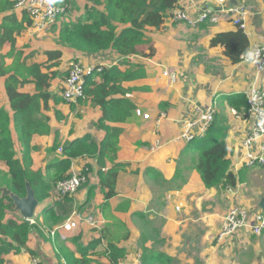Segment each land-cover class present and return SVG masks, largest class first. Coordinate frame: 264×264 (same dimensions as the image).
<instances>
[{"label": "crops", "instance_id": "0c3cea01", "mask_svg": "<svg viewBox=\"0 0 264 264\" xmlns=\"http://www.w3.org/2000/svg\"><path fill=\"white\" fill-rule=\"evenodd\" d=\"M64 1L71 11L68 16L59 15L51 25L50 28L55 29L53 40L33 41L46 29L36 32L26 21L25 16L29 15L13 6L14 0H0V33L11 27V21L19 25L18 30L11 33L13 42L6 39L0 43V71H4L0 73V112L6 115L4 122L9 128L14 158L21 166H27L33 172L41 171L43 175L48 164L65 157L58 151L59 147L84 135L100 146L112 128L119 129L112 160L108 154L100 156L95 152L72 159L68 170V173L82 171L87 179L65 199L64 220L78 212L92 215L99 226L83 221L74 230L65 232V238L58 232L50 236L44 228L50 229L64 221H47L44 217L45 209L50 206L60 213L53 184L49 195L38 203L36 224L31 225L25 248L1 254L2 264H31V258L38 259L39 264H70L74 259H80L81 249L93 241L97 243L87 250L91 264H109L107 245L111 243L121 249L118 264H264V234L255 235L243 228L221 242L216 238L224 214L237 205L232 202L238 199L246 204L251 202L240 197L241 190L243 197L251 185L258 192L262 190L259 197L256 193L254 197L260 209L257 212H264L259 207L264 184H253L254 179L262 180V176L259 179L255 176L264 174V166L249 167L243 163L242 140L249 131L250 122L244 119L243 112H238L229 103V98L238 93L246 98L251 86L264 87V72L256 74L253 66L242 57L233 64L224 55L222 46L210 45L216 34L238 28L224 19L192 26L187 21L173 22L167 16L159 29L147 27L144 42L122 59L112 48L88 53L62 43L59 34L65 24L82 18L91 6L87 0H52L56 5ZM208 2L195 0L190 6V15L197 14L209 5ZM177 4L184 7L187 0H178ZM239 4L248 8L243 32L249 48L264 45V0H225V5ZM98 8L102 9V6ZM72 62L90 69L86 74L90 82L87 87L84 82V98L65 101L61 90ZM33 65H38L41 72L49 75L46 106L43 107L41 100L38 115L46 122L47 132L31 137L32 148L26 161L6 81L12 75L19 81L27 78L29 81L18 84L17 91L35 94L36 85L27 73ZM112 67L121 73L134 74L121 81L124 92L109 97L125 98L132 107L122 122L104 120L100 123L104 113L93 101L90 91L103 84L101 71ZM163 69L174 71L176 80L170 82L163 76ZM213 102L214 117L227 132L229 170L237 177L236 186L229 194L226 186H204L194 168L195 148L178 139L181 122H196ZM137 108L149 117L144 119L136 115ZM160 113L165 117L157 122ZM2 123L0 116V127ZM193 131L196 134L191 144L196 145L202 137L199 136V125L194 126ZM55 144L57 148H53ZM253 149L257 151L255 146ZM110 169H115L117 174L114 194L106 197L108 188L102 184L101 177ZM0 171L5 177L9 175L5 161L0 160ZM13 213L15 217L20 216L17 210ZM250 234L255 237L250 239ZM147 254L158 255L157 260L147 258Z\"/></svg>", "mask_w": 264, "mask_h": 264}, {"label": "trees", "instance_id": "16d2710c", "mask_svg": "<svg viewBox=\"0 0 264 264\" xmlns=\"http://www.w3.org/2000/svg\"><path fill=\"white\" fill-rule=\"evenodd\" d=\"M91 6L85 10L83 17L74 21L67 22L60 31L59 40L66 46L88 53H98L109 48L114 49L120 58L125 59L135 51L138 44L144 42L145 30L147 27L159 29L164 19L168 16L171 9L178 6V0H87ZM102 6V9L98 7ZM28 24L31 19L25 16ZM5 32L0 33V43L8 39L13 42L11 33L14 29L18 30L15 22H10ZM122 27L118 30L119 26ZM211 46H222L224 55L229 58L231 63L235 64L241 60L242 55L249 48V41L242 29L235 31L220 32L210 40ZM57 52H55L56 54ZM1 69L0 73H3ZM32 81L36 85L35 94H23L17 91L19 83L29 81L23 78L19 81L15 75L10 76L6 81V91L10 100L11 108L14 112L15 127L19 135V142L22 144L24 152L27 155L32 148L30 139L34 134H43L47 132L45 121L38 118L43 101V107L46 106V98L49 86V75L40 71L38 65H33L27 70ZM17 74V73H16ZM132 73H121L116 67L103 69L101 76L103 84L97 85L90 93L93 95V101L98 104L103 111L102 123L104 120L110 122H122L128 115L132 104L125 98H109L117 92H124L120 83L127 78H132ZM138 75H142L138 73ZM84 82L87 87L90 82L88 76H84ZM111 83V84H110ZM230 105L238 112L245 113L248 104L242 93L235 94L229 98ZM3 123L0 127V160L5 161L9 168V175L5 177L0 171V187L10 189L15 195L23 197L26 195V183L28 182L34 191L38 201L43 200L49 195V189L59 179L67 177L70 173L71 160L84 156L94 155L99 152L100 156L108 154L110 160L116 150V135L119 129L111 130L98 146L88 135L73 140L62 148L65 157L48 164L45 175L41 171H30L27 166H21L18 159L14 158L13 144L10 141L8 125L4 122L6 115L0 112ZM227 132L223 124L215 117L204 135L198 139V143L193 145L189 142V147L196 150L194 159V168L200 174L201 180L206 188L211 187H232L237 183V177L229 170L230 161L227 159V146L225 142ZM53 148H57L55 144ZM28 161V155L26 156ZM117 171L108 170L101 177V182L108 189L105 192L106 197L114 194V183ZM56 200L60 213H56L51 206L44 211L45 219H52L53 222H59L65 219V199ZM67 209V208H66ZM15 208L12 200L7 196H1L0 193V255L7 254L11 250L15 252L25 248L28 233L31 225L21 216L15 217ZM67 213V211H66ZM8 215V216H7ZM35 219V216H34ZM65 221V220H64ZM104 235V234H103ZM97 241H93L85 249H81V258L74 259L70 264H91L87 257V250L92 248ZM109 264H118L122 257L121 249L112 243L107 245ZM157 260L158 255L146 256ZM145 263L148 261H144ZM3 259L0 257V264Z\"/></svg>", "mask_w": 264, "mask_h": 264}, {"label": "built area", "instance_id": "2783aa9c", "mask_svg": "<svg viewBox=\"0 0 264 264\" xmlns=\"http://www.w3.org/2000/svg\"><path fill=\"white\" fill-rule=\"evenodd\" d=\"M207 6L199 11L194 16L190 15V6L195 3V0H187V5L184 7L176 6L168 13V17L173 22L187 21L190 25L195 26L199 23H217L221 19L231 22L234 26L244 30L246 27V16L248 8L244 4L225 5V0H208ZM13 6L29 15L31 19L30 27L36 32L44 31L50 27L59 15L64 14L67 10V5L59 6L52 0H14ZM242 58L249 62L256 74L264 72V45H253L247 52L242 55ZM90 72L86 70L79 62H72L68 74L63 82L61 96L65 101H74L78 98H84V76ZM163 76L168 77L170 82L176 80V73L170 69H163ZM248 107L244 113V119L250 122L249 131L242 140L243 163L246 166L260 165L264 166V87L251 86L246 92ZM215 103L213 102L202 111L198 120L181 122V129L178 139L190 142L195 138L193 127L199 125V136H203L207 128L214 119ZM135 114L142 116L144 119L149 117L148 114L142 113L140 109H135ZM165 114L160 113L156 121L159 122L164 118ZM160 142L157 143V146ZM254 146L257 148L255 151ZM58 151H62L59 147ZM87 176L82 171H71L70 174L54 183L55 200H60L64 197L72 196L85 182ZM231 191L232 187H227ZM30 225L36 224L33 218L27 220ZM86 221L94 227L99 226V222L92 215H83L73 212L65 221L56 226L47 229L44 228L50 236L55 233H60L62 238H65V232L74 230L80 222ZM243 228L255 234L260 235L264 229V215L261 213H251L247 208L241 206H233L221 224L220 230L217 233V241L221 242L233 233L240 231ZM31 264H39L38 259L31 258Z\"/></svg>", "mask_w": 264, "mask_h": 264}, {"label": "rangeland", "instance_id": "374dc122", "mask_svg": "<svg viewBox=\"0 0 264 264\" xmlns=\"http://www.w3.org/2000/svg\"><path fill=\"white\" fill-rule=\"evenodd\" d=\"M57 5H58V4H57ZM63 5H65V1L62 2V3H60L59 6H63ZM66 5H67V10H66V12L64 13V15H65V16H68V15H69V12L71 11V9H70V5H69V4H66ZM71 7H72V6H71ZM61 17H62V16H61ZM61 17H60V18H61ZM60 18H59V19H60ZM50 27H51V26H50ZM50 27H48V28L45 30V32L42 33L41 35L35 36L33 41H37V40H39V39H41V40H53L54 35H55V29H52V28H50ZM261 176H262V180L257 181V180L254 179L253 184H254V183H255V184H256V183H259V185L264 184V174H263V175H259V176H257V177L255 176V178H256V179H259V178H261ZM226 191H228V194H229V191H231V190H230L229 188H227ZM261 192H262V190H261ZM261 192H258V190H255V189H254V186L251 185V186L248 188V190H246V197H243L242 190L240 191V197L242 196V198H243V199H246V200H247V199H250L251 202H249L248 204H246V203H245L246 201H244V202H239V199H238L237 201L232 202V205L237 204L236 206L240 205L241 207H245V208H247L248 211L251 212V213H258L257 211H259L260 209H258V207H257V205H256V197H254V193H256L257 196L259 197L260 194H261ZM263 193H264V189H263ZM230 195H231V193H230ZM240 197H239V198H240ZM232 207H233V206H232ZM232 207H230V208L227 210V212L224 214V216H223V218H222V221H221V224H222V222H223V219L225 218V216L227 215V213L229 212V210H230ZM259 213H261V214L264 215V212H263V211H261V212H259ZM262 234H264V231H262L261 235H262ZM261 235H260V236H261ZM254 237H255L254 235H251V234H250V239H252V238H254ZM262 263H264V261H263Z\"/></svg>", "mask_w": 264, "mask_h": 264}, {"label": "water", "instance_id": "95a60500", "mask_svg": "<svg viewBox=\"0 0 264 264\" xmlns=\"http://www.w3.org/2000/svg\"><path fill=\"white\" fill-rule=\"evenodd\" d=\"M0 193L2 197L7 196L12 200L15 210L19 212L20 216L24 220L31 219L35 216V210L39 201L37 200L34 191L28 182L26 183V195L23 197L15 195L6 187H0ZM259 207L264 209V196L259 201Z\"/></svg>", "mask_w": 264, "mask_h": 264}]
</instances>
